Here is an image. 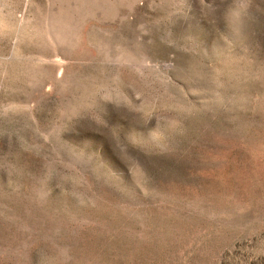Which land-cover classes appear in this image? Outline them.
<instances>
[{
  "label": "rangeland",
  "instance_id": "rangeland-1",
  "mask_svg": "<svg viewBox=\"0 0 264 264\" xmlns=\"http://www.w3.org/2000/svg\"><path fill=\"white\" fill-rule=\"evenodd\" d=\"M0 264H264V0H0Z\"/></svg>",
  "mask_w": 264,
  "mask_h": 264
}]
</instances>
